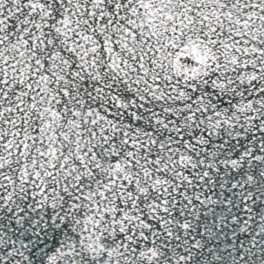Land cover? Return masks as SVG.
<instances>
[{
  "label": "snow or ice",
  "instance_id": "snow-or-ice-1",
  "mask_svg": "<svg viewBox=\"0 0 264 264\" xmlns=\"http://www.w3.org/2000/svg\"><path fill=\"white\" fill-rule=\"evenodd\" d=\"M0 264H264V0H0Z\"/></svg>",
  "mask_w": 264,
  "mask_h": 264
}]
</instances>
